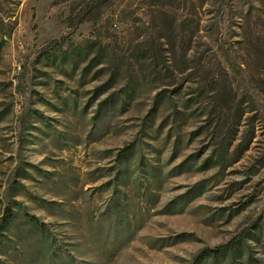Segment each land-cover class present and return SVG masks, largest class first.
Returning a JSON list of instances; mask_svg holds the SVG:
<instances>
[{
    "label": "rangeland",
    "instance_id": "obj_1",
    "mask_svg": "<svg viewBox=\"0 0 264 264\" xmlns=\"http://www.w3.org/2000/svg\"><path fill=\"white\" fill-rule=\"evenodd\" d=\"M88 1L0 0V220L19 167L17 200L63 264L217 248L198 264H264V94L243 29L264 0ZM0 240V264H52L37 233Z\"/></svg>",
    "mask_w": 264,
    "mask_h": 264
},
{
    "label": "trees",
    "instance_id": "obj_2",
    "mask_svg": "<svg viewBox=\"0 0 264 264\" xmlns=\"http://www.w3.org/2000/svg\"><path fill=\"white\" fill-rule=\"evenodd\" d=\"M110 2V0H89L85 3L84 8L89 11H93L95 9L101 8L104 4ZM243 29L245 31L244 41L254 43L257 45L256 48V56L259 61V70H260V90L264 94V13L253 15L252 13H248L244 17ZM254 65L252 64L251 59H248L246 63V69L244 73L250 74L253 71ZM257 74L256 69H254ZM110 83L105 85L104 87L98 88L95 93L100 94L101 90H105ZM107 90V89H106ZM114 99L112 95L109 99L100 103L101 107H106L108 103H110ZM249 113V112H248ZM4 113H0V119ZM215 116H217L218 120H223L226 117L224 108L216 111ZM223 131V127H220ZM223 140V139H222ZM225 143V142H224ZM229 147V145H228ZM131 147H127L120 152V156L127 154ZM228 155V148H220L217 153L218 160L224 162L225 158ZM223 165V164H222ZM12 176L14 177L11 180L10 184L4 189V199L8 201L3 217L0 220V236L6 237V240H22L26 234H30L32 232L37 233L44 243L45 254L49 257V260L52 264H63L62 261L65 260V254L59 250L60 247L57 246L55 242V238L52 236V232L49 229V226L43 223L37 216L29 214L25 208L22 207L21 203L17 200L23 194V185L18 183L19 181L16 178H20L23 180H28L30 175L27 173L25 169L20 170L19 167H16L12 172ZM36 200V199H35ZM38 202L45 205L46 210L53 205L51 202H47L44 199H39ZM25 226L27 231L24 233L20 230V227ZM19 232V233H18ZM1 245H5L3 240H0ZM215 253L216 256L225 255L226 252L222 251L220 248L205 250L200 255H198L192 264H198L201 258L205 256L207 253ZM215 256V257H216ZM65 264V263H64ZM67 264H80V262L76 261L75 258H71L70 262ZM93 264V263H87ZM215 264V263H214Z\"/></svg>",
    "mask_w": 264,
    "mask_h": 264
}]
</instances>
